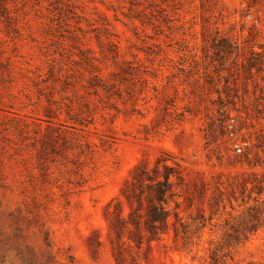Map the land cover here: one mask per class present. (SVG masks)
Here are the masks:
<instances>
[{
	"label": "rangeland",
	"instance_id": "374dc122",
	"mask_svg": "<svg viewBox=\"0 0 264 264\" xmlns=\"http://www.w3.org/2000/svg\"><path fill=\"white\" fill-rule=\"evenodd\" d=\"M55 1L5 0L0 14V264H210L218 249L219 264H264V226L246 243L219 242L241 211L232 184L264 174V28H253L264 12L245 22L242 0H72L81 18L67 22ZM103 23L114 48L98 39ZM92 62L115 86L100 97ZM50 92L62 107L51 125ZM72 101L91 103L85 125L68 120ZM160 158L203 187L191 207L180 200V216L213 220L192 226L186 252L172 231L151 242L144 230L124 232L119 251L108 206L137 165Z\"/></svg>",
	"mask_w": 264,
	"mask_h": 264
},
{
	"label": "trees",
	"instance_id": "16d2710c",
	"mask_svg": "<svg viewBox=\"0 0 264 264\" xmlns=\"http://www.w3.org/2000/svg\"><path fill=\"white\" fill-rule=\"evenodd\" d=\"M4 1L5 0H0L1 16L6 15L8 12L7 3ZM71 1L72 0H66L64 2V0H56L54 3H51V8L54 6V8H52V13L60 16L59 19L62 21L66 19L67 22L75 18H81ZM210 1L218 3L220 0H205L202 7L206 8L205 3ZM244 4H246V8L242 10L240 17L244 19L245 22L248 21L253 12H264V0H242L241 5ZM153 5H155V3H153ZM156 6H158V4L155 5V8ZM206 11L208 12L209 10ZM156 12L165 13L166 11H153L150 15L153 19H156ZM164 16H167V13H165ZM254 20H256V23L253 25V28H264L261 18L258 17L257 19H253V21ZM163 21L166 22L167 18H163ZM203 21V36L213 37V34L209 32V22L205 19H203ZM152 24H154V22ZM107 26L108 24L106 23L102 24L103 35L101 34L98 36V39L102 40V37H105L108 46L114 48L115 45L112 41V35L109 33ZM244 26H246V23ZM109 53L114 55V57L118 54L116 48L110 50ZM87 62L91 61L87 60ZM91 65L93 69L91 73H93L94 76L88 87L94 90L93 95L100 97V89L106 93H110L111 89L114 90L115 86L109 89L102 83L93 62ZM129 68L136 69V67H132V65ZM54 82H61V77L56 79V81L54 80ZM69 85V81H65L62 91H59V93L66 95ZM54 87H56V85ZM47 89L49 88L39 89V93L44 95ZM75 93L76 92H74V94ZM117 93H119V90L114 91L113 94ZM89 94L92 95L91 93ZM51 95V92L48 93L50 98L47 99V103L51 108L46 110V115L49 118L48 123H50V125L54 115H62V107L57 106L55 110L52 109V106L56 105L58 101L51 98L53 97ZM66 98L69 97L66 96ZM75 103L76 101H72L71 104L66 105V116L68 120L72 122L73 126L77 124L85 125L84 122L88 120L85 119L82 108H86L87 112L90 113L91 103H84L80 108H76L77 104ZM96 110L97 109H94V111ZM94 115L95 114L92 115L93 118L88 124L94 121ZM87 117L90 118L91 113ZM236 181L237 182L233 183L231 186V200H229V203L233 205L232 201L234 200L237 204L236 208H238V210L241 209V211H239L240 213L236 216L231 214L230 219L225 223L227 230L219 240L220 244L223 245L227 242H236L237 244L246 243L264 226V174L261 176L259 174H253L248 177L243 176ZM198 186V183L189 182L187 180L186 176L183 174V170L176 163L169 164L167 159L160 158L157 160L155 166L151 167V163L148 160L142 161L135 167L131 179L127 182L122 191L123 201L117 203L113 201L108 206V214L113 218L111 229L118 240L117 250L121 251L125 245V243L122 245L119 241L123 238L124 232L132 233L133 231L141 232L144 230L153 237L151 238V242L155 239L161 240L162 235L170 234L172 231L173 243L176 244L177 247L179 246V249L182 251H188L189 247L193 244L195 236L192 226H201L200 229H204L207 220H213L212 217L207 219L206 216L203 215L190 218V221H188L180 216L178 212L181 206L180 200L182 198H184L186 202H189V206L191 207L195 198L203 194V187L199 189ZM124 203L129 209L127 214L123 207ZM173 204L175 208H173ZM215 206H217V204ZM198 239H200V236ZM98 244H100V242H98ZM219 251L218 249L216 252L212 253L210 264H219L217 254Z\"/></svg>",
	"mask_w": 264,
	"mask_h": 264
},
{
	"label": "built area",
	"instance_id": "2783aa9c",
	"mask_svg": "<svg viewBox=\"0 0 264 264\" xmlns=\"http://www.w3.org/2000/svg\"><path fill=\"white\" fill-rule=\"evenodd\" d=\"M237 151H238V152H241V149H240V148H237Z\"/></svg>",
	"mask_w": 264,
	"mask_h": 264
}]
</instances>
